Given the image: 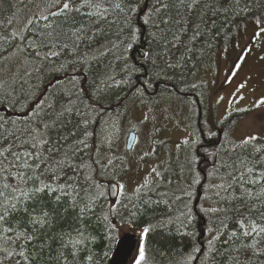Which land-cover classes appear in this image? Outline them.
I'll return each instance as SVG.
<instances>
[{
  "label": "snow or ice",
  "instance_id": "1",
  "mask_svg": "<svg viewBox=\"0 0 264 264\" xmlns=\"http://www.w3.org/2000/svg\"><path fill=\"white\" fill-rule=\"evenodd\" d=\"M59 3L60 0H54V4ZM200 3L201 0H153L151 7L143 16L145 25L151 23L160 32L159 36L155 31L150 34L152 41L159 44L161 38L172 30L171 25L183 24L185 26L179 28L178 33H173L171 41H164L165 48L170 43L175 47L174 42L179 41L180 36L188 31L189 21L185 13L195 10ZM240 3L241 0H227V2L211 0V3L205 5V9L211 10L213 17L217 13L223 14L227 20L229 12L239 16L240 12L249 10L247 5L241 8ZM237 8L240 12L236 11ZM110 12L123 14L124 28L120 31L127 29L129 33L125 38L128 41L125 51H128L140 39V29L135 26L133 17L142 12L139 5L131 3L130 0H80L78 4L75 0H64L62 7L57 11L49 12L41 18L47 20L49 16H62L63 22L68 23L70 27L65 30L60 25L53 28L52 24H48L46 27L51 28V31L39 33V42L29 39L26 46L20 47V51L24 53L27 49H31L35 57L43 60L58 57L60 51L50 50L41 56L38 49L41 47L55 49L56 41L62 33H70L77 45L86 38V25L80 23L77 26L73 13L88 18L89 23H98L106 20ZM204 15L206 11L201 12L200 19L201 23L206 24ZM174 16L178 18L174 19ZM117 22L113 19L109 21V25ZM31 23L30 20L29 24ZM211 23L215 25L216 20L212 19ZM256 23L259 25V19ZM57 28L60 30L57 31ZM192 29L193 35L189 40L195 41L203 34L201 25L193 24ZM101 31L96 30L91 36H87V39L91 41ZM261 32H264V29L257 31L254 39L259 37ZM17 36L20 40L25 39L23 33H12L13 39ZM67 47V44L61 45V51ZM113 47H118V44H114ZM71 51L75 52V49ZM242 51L250 53L251 49L246 48ZM142 55L149 58L152 55L151 48L143 51ZM243 59V56L238 57V60ZM152 63L155 64V61L153 60ZM166 66L173 67L170 63ZM235 67L238 69L240 64L237 63ZM122 71H128L131 75L132 72H142L144 69L136 68L135 65L130 68L126 62ZM75 79L76 77H73V80ZM61 83L60 80L51 81L39 99L35 96L30 98V102L34 101V103L24 113L26 119L8 120L0 116V253H2L0 264H5L8 260H14L15 264H97L96 255L91 248L97 239L92 231V218L94 205L103 193L94 192L99 186L91 175L81 176L82 169L91 167L81 155V153L87 155L86 150L91 148L89 142L93 136V132L89 130L91 121L81 118L86 113L80 108L83 102L80 101L79 96L77 95L75 100L71 98L84 89H77L76 93L67 92L60 87ZM243 87V84L240 85V88ZM0 88H4L3 82H0ZM99 92L100 88L97 87L93 94L97 101ZM62 96L67 98V103L60 99ZM262 104L264 98H261L255 107H260ZM84 106L93 109L91 104ZM74 116L81 118L78 123H73ZM5 124H10L12 127L5 128ZM258 139L260 138L255 135L245 137L236 147L247 146ZM258 152L260 149L256 148L252 156L255 157ZM78 159L81 162L78 163ZM220 167L227 171L219 176L216 175L219 168L208 173V176L220 180V183L210 185L209 188L217 198L215 203L223 202L227 207L213 206L204 209L207 213L222 215L215 221L218 228H208V232L216 233L207 240L208 248L205 250L196 247L193 251L203 252L209 259H212L216 253L223 258L230 251L235 253L250 251L252 257L247 260H241L237 254L228 256V261H232L233 264H254L253 258L264 253V248L259 247L264 240V155H260L259 159L241 156L233 162L222 161ZM69 171L73 174L69 175ZM152 171L157 177L161 176L155 168ZM199 182V180L193 181V183ZM149 183V179L146 178L144 183L133 191L132 196L137 202L142 198V190H148ZM119 188L123 193L124 186L120 185ZM151 190L155 191V189ZM185 195L190 197L191 193L186 192ZM175 199L179 200L181 197L177 196ZM204 199H212V197L205 195ZM129 202L131 203V199ZM121 207L127 209L128 205L121 204ZM132 207L136 208L137 204H132ZM115 210L116 205H113L111 211L114 213ZM180 217H186L187 223L191 224L190 209L180 212L177 219ZM103 219L108 222L107 216ZM168 222H172L171 219ZM230 224H234L235 227L230 228ZM149 231V228H144L142 235ZM236 241L239 243L237 244ZM217 242H221V249L216 248ZM146 259V249L144 244H141L136 264H144ZM188 259L199 260L200 257L189 255ZM225 264L228 262L226 261Z\"/></svg>",
  "mask_w": 264,
  "mask_h": 264
},
{
  "label": "trees",
  "instance_id": "2",
  "mask_svg": "<svg viewBox=\"0 0 264 264\" xmlns=\"http://www.w3.org/2000/svg\"><path fill=\"white\" fill-rule=\"evenodd\" d=\"M60 1L62 2L60 7H62L64 0ZM22 2L23 0H0V68L2 64L15 60L22 63L21 68L24 71V73L16 74L12 78L0 79V82L4 83V88H0V116L8 120L26 119L24 113L34 103V101L30 102V98L35 96L36 99H39L45 93L49 82L60 80L62 81L60 87L67 92L76 93L77 89H84L83 92L74 94L71 98L75 100L77 95L79 96L80 101L83 102L80 104V108L86 113L81 118L91 121L89 130L93 132V136L89 140L90 144L93 139L98 138V133L95 131L100 128V120L117 115L118 110L139 98L140 92L143 91L148 94L149 89L154 87L172 90L175 93L194 92L195 88L193 91L192 87L194 85H192V81L197 74L199 66L206 64L214 52L228 42L236 28L242 23L256 21L257 19L260 22H264V0H241L240 7L247 5L249 10L240 12V9L237 8L236 11L240 12L239 16H234L229 12L227 20L221 13H217L213 17L211 10L205 9V5L211 3V0H201L195 10L185 13L189 21L187 33L181 35L179 41L174 42L176 44L175 47L170 43L165 48L164 41H171L173 33H178L179 28L185 25H171L172 30L161 38L159 44H156L152 41L150 34L155 31L159 36V30L154 28L151 23L147 25L143 23L144 13L151 7L153 0H130L131 3L139 5L142 9V12L133 17L135 26L140 29L141 35L139 41L134 43L131 49L125 51L128 42L125 38L129 36L127 29L123 32L120 31L121 28H124L123 14L110 12L106 20H101L98 23H89L88 18L73 13L72 16L75 18L77 26L80 23L86 25V38L77 45V42L71 38L70 33H62L56 41L57 47L55 49H50L49 47L38 49L41 56L50 50L60 51V55L51 57L49 60H43L35 57L31 49H27L26 52L22 53L20 47L26 46L29 39L39 42V33H47L52 30L46 27L48 24H52L53 28L60 25L65 30L70 25L63 22L64 17L62 16H49L47 20L42 19L41 17L48 15V12L33 18L31 24L28 21L24 25L19 26L18 16ZM79 2L80 0H75V3L78 4ZM204 11H206V15H204L203 19L206 24L201 23L200 19L201 12ZM173 18L176 19L178 17L174 16ZM113 19L118 22L109 25V21ZM212 19L216 20L215 25L211 23ZM193 24H200L203 34L195 41H190L189 37L193 35ZM161 27L164 26L161 25ZM56 30L59 31L60 29L57 28ZM96 30L102 31L89 41L87 36H91ZM13 32L23 33L25 39L20 40L19 36L13 39ZM217 33H219L218 36ZM64 44H67L68 47L61 51L60 46ZM114 44H118V47H113ZM149 48H151L152 55L149 58H145L142 52L148 51ZM71 49H75V52L71 51ZM107 49H111V51H106ZM102 53L104 55H101ZM153 60L155 64L152 63ZM126 62L130 68L135 65L136 68H142L144 71L132 72L129 75L128 71H122ZM168 63L172 64L173 67H167L166 64ZM73 77H76V79L73 80ZM120 81H126V83H120ZM97 87L100 88L98 101L93 95ZM60 99L67 103L66 97L62 96ZM85 104L93 105V109L85 108ZM4 109H7V111ZM244 113L234 111L224 117L220 124L233 122L244 115ZM81 118L74 116L73 123H78ZM11 127L12 125L5 124V128ZM200 136V139L202 138L203 140L204 138L207 140L209 144L207 146L217 148L211 158L208 161L204 159L202 163V165H205L209 162L211 164V172L219 168L217 176L227 171V169L220 167L222 161L233 162L241 158V156L259 159L260 155H264L263 140L258 139L247 146L236 147L237 144H230L224 147L227 145L226 141L219 144L216 139L207 138L204 132L203 136L201 133ZM256 148H259L260 152L253 157L252 153ZM86 152L87 155H84V153H81V155L84 156V161L89 163L91 167L82 169L81 176L91 175L99 186L94 189V192L103 193L94 205L92 218V231L97 239L91 245V248L96 255L97 264L109 263L118 238L117 223H128L138 229H150L147 234L143 235L141 243L144 244L147 255L144 264H225L226 261L228 264H233L232 261H228V256L238 254L241 260H247L252 257L250 251H241L240 253L230 251L223 258L216 253L212 259H209L203 252L196 253L193 251L196 247L201 248L200 243H203L202 249L206 250L208 248L207 240L216 234L215 232H208V228H218V224L215 221L222 215L221 213L215 215L207 212L204 214L198 213V202L194 205L196 194L194 199H192L195 187L193 181L196 178L192 179L191 186L185 182L183 190L173 180L165 186H148V190H142L140 202H137L132 194L119 195L117 199L110 201L105 187L107 178L103 175L105 167L101 163H94L91 160V148L87 149ZM77 162L81 161L78 159ZM187 171L193 174L191 171ZM205 173L206 180L200 188L201 194L199 198L202 199L203 195L210 193L213 206L227 207L226 203H215L217 198L209 188L210 185L220 183V180L216 177H207L208 174L206 171ZM71 174L73 173L69 171V175ZM151 189H155V191ZM186 192H190L191 196L185 195ZM162 193L166 195L162 196ZM221 194L223 195L224 193ZM177 196H180L181 199L176 200L175 197ZM130 199L131 203L129 202ZM145 201H149V203H144ZM156 201H159V203H156ZM134 203L137 204L136 208L132 207ZM121 204H127L128 208L121 207ZM113 205H116L114 213L111 211ZM189 209L192 214L191 224L187 223L186 217L177 219L180 212H186ZM104 216L108 217L107 223L103 219ZM97 217H100V219H97ZM169 219L172 222L169 223ZM234 227V224H230V228ZM236 243L238 244L239 241H236ZM259 247L264 248V240L261 241ZM216 248L221 249V242H217ZM189 255L199 256L200 259L189 260ZM81 259L83 260V257ZM253 259L254 264H264V253H260ZM5 264H15V261L8 260L5 261Z\"/></svg>",
  "mask_w": 264,
  "mask_h": 264
},
{
  "label": "rangeland",
  "instance_id": "3",
  "mask_svg": "<svg viewBox=\"0 0 264 264\" xmlns=\"http://www.w3.org/2000/svg\"><path fill=\"white\" fill-rule=\"evenodd\" d=\"M61 4V1L54 4V0H23L18 25L55 11ZM260 29H264V22L259 25L256 21L240 24L228 42L215 51L206 64L199 66L192 81V89L194 91L195 88L202 107L203 132L207 138H214L219 144L226 141L224 147L238 145L245 137L253 135L264 141V104L255 107L264 98V59L261 58L264 57V32L254 39ZM246 48H250L251 52L242 51ZM241 56L244 57L242 61L238 60ZM237 63L240 64L238 69L235 67ZM21 64L15 60L2 64L0 79L24 73ZM242 84L244 87L240 88ZM149 90L151 95L142 91L139 98L118 110L117 115L101 119L100 128L95 131L98 138L91 143V160L94 163L99 161L105 167L106 192L109 181L117 184V193L121 196L132 194L146 178L150 181L148 186H165L173 180L180 188L185 182L191 186L193 178L202 179L197 169L201 158L197 156L196 148L201 143V136L197 126L195 98L180 97L172 90L163 88ZM234 111L245 113L233 122L220 124L226 115ZM130 131L134 132L135 137L131 149L127 150L126 137ZM215 150L217 148L214 146L201 147L199 153L208 161ZM210 167L209 162L201 165L207 174L211 172ZM153 168L161 176L157 177ZM199 183H195L192 199ZM120 185L124 186L123 193ZM205 195L211 196L210 193ZM205 195L199 198L197 205L201 214L205 213L204 209L213 206L212 199H204ZM116 227L118 236L123 233H132L139 238L143 236V229L134 228L128 223H117ZM200 245L202 249L203 243ZM138 257L137 248L129 264H136Z\"/></svg>",
  "mask_w": 264,
  "mask_h": 264
},
{
  "label": "water",
  "instance_id": "4",
  "mask_svg": "<svg viewBox=\"0 0 264 264\" xmlns=\"http://www.w3.org/2000/svg\"><path fill=\"white\" fill-rule=\"evenodd\" d=\"M201 115V109L199 108V117ZM134 132H129L126 138V148L129 149L134 141ZM108 197L110 200H114L117 195V185L115 182H108ZM200 196V187L197 188V196L194 201L196 205ZM138 245V237L132 233H124L119 237L116 242L115 249L109 260V264H128L136 252Z\"/></svg>",
  "mask_w": 264,
  "mask_h": 264
},
{
  "label": "flooded vegetation",
  "instance_id": "5",
  "mask_svg": "<svg viewBox=\"0 0 264 264\" xmlns=\"http://www.w3.org/2000/svg\"><path fill=\"white\" fill-rule=\"evenodd\" d=\"M148 94H150V93H148ZM191 96H194V98L196 97V95L193 94V93H191ZM216 143H217V142H216ZM216 143H215V144H216ZM207 145H209L208 142H207V140L204 139V138H203V140H202V138H201V143L198 145L197 148H201V147L204 148V147L207 146ZM196 154H197V156H200L201 160L206 159L205 156H204L203 154L199 153V150L197 151ZM200 173L202 174V176H206V173H205V172H204V173L200 172Z\"/></svg>",
  "mask_w": 264,
  "mask_h": 264
},
{
  "label": "bare ground",
  "instance_id": "6",
  "mask_svg": "<svg viewBox=\"0 0 264 264\" xmlns=\"http://www.w3.org/2000/svg\"><path fill=\"white\" fill-rule=\"evenodd\" d=\"M199 131H200V133H201V134H202V136H203V132H202V129H201V128L199 129Z\"/></svg>",
  "mask_w": 264,
  "mask_h": 264
}]
</instances>
